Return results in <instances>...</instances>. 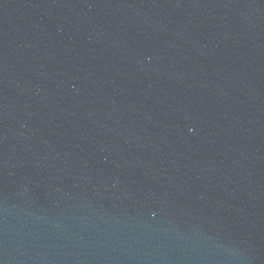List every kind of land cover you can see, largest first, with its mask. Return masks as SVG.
<instances>
[{"label":"water","instance_id":"water-1","mask_svg":"<svg viewBox=\"0 0 264 264\" xmlns=\"http://www.w3.org/2000/svg\"><path fill=\"white\" fill-rule=\"evenodd\" d=\"M0 264H264V0H0Z\"/></svg>","mask_w":264,"mask_h":264}]
</instances>
